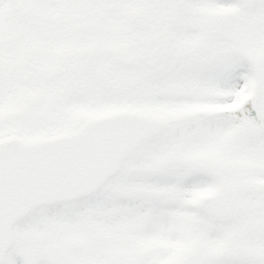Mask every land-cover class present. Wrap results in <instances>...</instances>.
<instances>
[{"label":"snow or ice","instance_id":"1","mask_svg":"<svg viewBox=\"0 0 264 264\" xmlns=\"http://www.w3.org/2000/svg\"><path fill=\"white\" fill-rule=\"evenodd\" d=\"M0 264H264V0H0Z\"/></svg>","mask_w":264,"mask_h":264}]
</instances>
